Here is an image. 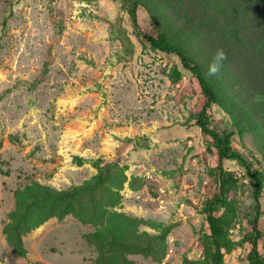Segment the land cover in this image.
Masks as SVG:
<instances>
[{
	"label": "rangeland",
	"instance_id": "374dc122",
	"mask_svg": "<svg viewBox=\"0 0 264 264\" xmlns=\"http://www.w3.org/2000/svg\"><path fill=\"white\" fill-rule=\"evenodd\" d=\"M118 20L133 45L129 61L121 57ZM174 69L181 71L175 55L137 37L122 0H0V264H95L88 235L150 245L148 256L105 247L111 264H208L197 242L207 231L201 213L216 163L202 156L200 130L191 126L197 98L184 89L190 75L181 71L183 83H174ZM214 113L230 128L221 109ZM127 140L141 149L128 155L123 177L114 170L95 194L103 206L97 225L52 218L23 238L27 257L16 255L3 231L18 193L36 184L80 186L97 176L93 163L116 159ZM234 145L264 177L252 137L237 136ZM228 168L240 173L235 162ZM249 204L244 197L229 229L237 243ZM248 252L238 246L225 264H248Z\"/></svg>",
	"mask_w": 264,
	"mask_h": 264
},
{
	"label": "trees",
	"instance_id": "16d2710c",
	"mask_svg": "<svg viewBox=\"0 0 264 264\" xmlns=\"http://www.w3.org/2000/svg\"><path fill=\"white\" fill-rule=\"evenodd\" d=\"M122 1L137 37L155 51L175 55L181 71L190 75L184 89L197 98L191 126L200 130L205 146L202 156L211 157L216 163L211 169V186L201 213L207 231L197 242L198 250L208 264H225L226 254L248 245L245 261L264 264L261 252L264 177L234 145L235 137L242 139L250 135L264 159V0ZM141 11L147 19L141 18ZM115 28L116 38L124 49L121 57L129 61L133 57V45L119 20ZM218 49H223L227 59L221 62L215 75H209ZM181 71L174 69L171 77L174 83H183ZM215 107L229 117L230 128L218 125ZM139 149L138 141L123 142L116 159L93 163L97 176L70 190L56 191L36 184L20 191L17 211L3 231L13 252L26 258L28 251L23 238L52 218L62 222L73 215L84 224L97 225L103 206L95 194L104 192L114 170L121 177L125 175L128 155ZM78 160L82 165L83 161ZM229 162H235L240 173L230 170ZM244 197L250 204L243 219V238L237 243L230 238L229 229ZM160 239L163 241L164 237ZM86 240L98 250L95 264H111L110 259L115 256L105 247H132L146 256L150 252L149 244L144 247L141 241H120L115 236L103 241L88 235ZM185 264L195 263L189 260Z\"/></svg>",
	"mask_w": 264,
	"mask_h": 264
},
{
	"label": "clouds",
	"instance_id": "9594fccd",
	"mask_svg": "<svg viewBox=\"0 0 264 264\" xmlns=\"http://www.w3.org/2000/svg\"><path fill=\"white\" fill-rule=\"evenodd\" d=\"M227 59L226 53L223 49H218L216 56L214 57V62L210 65L209 75H215L221 66V62Z\"/></svg>",
	"mask_w": 264,
	"mask_h": 264
}]
</instances>
